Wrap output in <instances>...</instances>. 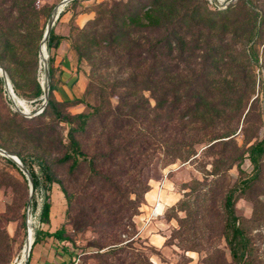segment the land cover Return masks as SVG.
Returning <instances> with one entry per match:
<instances>
[{
    "label": "rangeland",
    "instance_id": "rangeland-1",
    "mask_svg": "<svg viewBox=\"0 0 264 264\" xmlns=\"http://www.w3.org/2000/svg\"><path fill=\"white\" fill-rule=\"evenodd\" d=\"M126 1L69 0L60 5L61 0H0V67L14 103L34 110L41 102L33 96L34 83H46L43 57L51 69L47 84L52 104L46 101L33 116L17 111L0 76V148L23 156L41 180L33 196L36 204L56 185L66 201L59 226L63 238L44 240L46 260L40 264H234L223 226V200L231 190L233 213L247 220L243 225L251 232L253 264H264V238L258 235L262 230L264 234V150L257 155L259 177L244 189L239 184L254 173L249 150L264 137V0H233L224 8L212 0L173 2L172 50L166 54V46L158 41L154 58L132 61H141L142 76L134 89L122 87L128 74L126 59L110 48H99L86 35L88 21L113 2ZM182 9L197 15L177 19ZM81 12L91 17L82 26L75 25L73 18ZM50 15L53 32L68 16L63 26L82 90L71 100L57 102L52 97L58 81L57 68L52 66L57 35L53 33L49 44L42 43ZM103 25L96 27L97 32ZM163 27L159 23L157 30H147L150 41L164 35ZM181 38L186 41L183 53L177 48ZM153 71L154 85L143 82ZM127 92L131 95L125 99L126 125L119 127L121 121L114 120L120 113L112 108ZM130 108L133 111L128 112ZM86 113L90 114L86 119L78 116ZM70 139L78 143L77 152L83 156L73 153ZM108 150L110 155L95 160L90 169L89 158ZM136 150L137 172L120 177L124 187L120 194L112 193L118 203L106 205L110 200L106 177L114 180L111 174L119 170L112 164L135 162ZM65 153L73 157L64 160ZM38 161L47 167L49 184ZM144 184L155 193L161 185L158 214H151L154 203L145 207L142 198L135 214L121 209L117 214L121 219L107 230L102 225L106 211L117 210L119 204L127 207L126 190L131 188L137 197L130 194L135 199L130 205H135ZM28 196L25 177L0 154V264L24 262V244L30 236L25 226Z\"/></svg>",
    "mask_w": 264,
    "mask_h": 264
},
{
    "label": "trees",
    "instance_id": "trees-1",
    "mask_svg": "<svg viewBox=\"0 0 264 264\" xmlns=\"http://www.w3.org/2000/svg\"><path fill=\"white\" fill-rule=\"evenodd\" d=\"M74 1V0H72ZM173 2L181 3L180 5H184V0H128L126 2H113L111 5H109L106 9H104L102 14H97L95 18L88 21L87 27L88 31H86V35L89 36L87 40L93 41L96 44L99 45V48L103 49H111L112 51L119 53L118 56L124 57L127 61L126 67L128 69V74L125 77L126 79L123 81L122 87H125L126 89H134V87L137 85L136 79L140 78L142 75L139 71V62H135V64H132V61H138V58H154L155 56V48L156 45L159 42L162 43V47L166 46V54H169L172 50V41L175 40L173 35L175 34V31L171 30L169 27L172 25L174 19L172 20L174 14L176 13V6H174ZM219 13V12H217ZM107 17V20L104 21L103 15ZM197 14H195L193 11H189L188 9H182L180 10V14H177V19L180 20H191L192 17H195ZM162 21V22H160ZM159 23L164 25L162 28L164 30V35H162L161 38L157 39L154 38L152 41H150V33L149 31H155L158 28H156ZM104 24V25H103ZM150 26H146V25ZM153 24V25H152ZM103 25L99 32H97V26ZM149 30V31H147ZM82 33H85L82 31ZM54 37L52 28L50 29L48 36L46 38V41L49 44V41ZM56 41L54 43V47L58 44L59 36H56ZM102 44V45H101ZM142 44L146 45V49H142ZM186 41L181 38L177 41V48L178 50L183 53L185 51L186 47ZM76 50L79 54V48L75 46ZM118 49L120 51H124L123 53L118 52ZM147 61V59H146ZM50 62V61H49ZM51 69L49 68L48 74L51 75ZM165 74H168V70H165ZM155 72H151L149 77H146L143 82L150 83L151 85H154ZM14 87V85H13ZM149 89V88H147ZM42 93V90L37 82L34 83V91L33 96L38 97ZM131 92L124 93L122 96L118 97V103L119 105L115 108H112L113 111L120 113L119 117L114 120L117 122L118 120L121 121L119 127H123L126 125V122L124 120L125 116L128 115V113L124 112V107L127 106L125 99L129 97ZM48 99L47 104L51 105L52 102L49 99V91H48ZM164 103V101H161ZM159 103V102H158ZM133 111L132 108L129 109L128 112ZM90 114H78V116L81 117V119L88 118ZM124 122V123H123ZM118 123V122H117ZM70 145L73 148L74 154H80L83 156L84 154L81 152H77L78 143L70 139ZM123 146H126L124 144ZM127 147V146H126ZM264 150V137L254 143L249 150L248 159L253 165L254 173L249 178H243L240 181V189L246 188L249 186V183L252 180H255L259 177L261 174V170L259 169L257 165V155L262 153ZM115 154H119V150H115ZM110 151H106L105 154H102L101 157H95L92 156L88 160L89 168L94 169L95 166V160L98 161L99 158H107V155ZM133 153V152H132ZM112 154V151H111ZM114 154V155H115ZM139 152L136 150L134 152V157H136L135 162L129 164H122L121 166H117L116 163H113L112 166L118 167V172H114L117 174L112 173L111 176L113 179L110 180L109 177H106V179L109 181L108 187H106V192L110 195V200L106 202V205L110 204L115 205L117 204L116 198H113L115 194H120V188L124 187L122 185L123 182L120 179V177H123L129 173H135L137 172L139 168ZM16 156L20 159L21 163L27 168L28 172L30 173V176L32 178V198L30 201L31 207L33 210L35 208H38L37 213V220L40 224L46 225L48 224V212H49V201H48V195H42L40 197V203L37 206L36 200L33 198L34 192L39 189L41 185V180L38 178V176L33 172V170L30 168V166L27 164L26 160L23 156H20L19 154H16ZM73 157L72 153H65L63 155V159L67 160L69 158ZM85 157V156H84ZM5 161L11 164L14 167L13 162H11L9 159L5 158ZM75 159L73 158L72 165L75 163ZM38 168L40 170V173L42 174V177L45 182L48 184L51 182V177L48 173L47 167L44 165L43 161H38ZM124 182H129V180H126ZM134 183L133 181L131 182ZM130 183V185H131ZM142 194H141V200H139L135 205L133 204L134 200L133 198H130V194H133L134 198L137 197V193L132 188L129 190H126L127 193V201L126 203L129 204L127 207H123L122 205H118L117 210H107L106 215L107 219L106 222L102 223V225L106 226L107 230L111 229L112 225H116V220H120L121 218H117V214L120 213L121 209L123 211L131 210V215L135 214L137 211V208L139 207L140 203L142 202L143 194L148 190L147 184L143 185ZM233 196H232V190L227 192L224 196L223 200V208H224V239L227 244V248L229 251V255L231 258V262L234 264H253V259L250 257V252L253 250V247L251 245V232L248 231L245 227V223L247 220H239L233 213ZM257 210V208L254 207V211ZM116 215V216H115ZM263 231V230H262ZM262 231H259L258 235L260 238H264V234H262ZM62 229L58 228L54 230L53 232H41L39 230L34 229L33 233V241L31 243V246H33L35 243L40 241L41 239H44V237H52L55 239H62ZM28 259L26 260L25 264H27Z\"/></svg>",
    "mask_w": 264,
    "mask_h": 264
},
{
    "label": "crops",
    "instance_id": "crops-1",
    "mask_svg": "<svg viewBox=\"0 0 264 264\" xmlns=\"http://www.w3.org/2000/svg\"><path fill=\"white\" fill-rule=\"evenodd\" d=\"M67 17L68 16H64L59 20L56 31L53 32L57 36H60L58 44L56 45L52 55V66L56 67L58 72V81L52 88V97L57 102L71 100L74 97H78L82 93L81 86L79 84L80 75L78 74L76 68V57L70 47L69 35L64 31L63 26V21H65ZM90 17V13L81 12L76 14V16L73 18V23L75 25L82 26ZM165 181L166 180H164L163 183H165ZM51 190L52 191L48 196V201L50 204L48 212V224H42L44 227L40 228L41 232L43 233L53 232L54 230L58 229L60 224L64 221L66 209L64 194L61 192L58 185L52 186ZM155 195L156 193L154 192L153 188L147 190L143 194V199L145 202L143 205L147 207V204H149L151 207V205L154 203ZM48 238L52 239V237H44V239H41L34 244L27 264H40L42 261L46 260V256L43 255V249L44 246L47 245L44 240H49ZM53 240L56 239L53 238Z\"/></svg>",
    "mask_w": 264,
    "mask_h": 264
},
{
    "label": "water",
    "instance_id": "water-1",
    "mask_svg": "<svg viewBox=\"0 0 264 264\" xmlns=\"http://www.w3.org/2000/svg\"><path fill=\"white\" fill-rule=\"evenodd\" d=\"M69 0H61L60 5H64L66 2H68ZM233 0H212V2L216 5V6H220L221 8H224L225 5H227L228 3L232 2ZM55 13H58V11H56ZM57 15V14H56ZM53 20H54V16L50 15V17L47 20V23L45 25V29L43 32V36H42V43H44V41L46 40L48 33L52 27L53 24ZM45 63H44V72H45V76H46V83L45 85H42L39 83V86L42 90V93L40 95V97L43 99L44 104L47 101V94H48V69H47V65H46V59H44ZM0 76L3 78V85H4V89L7 91H12L10 83L5 75L4 70L0 67ZM8 98H9V93L7 92ZM0 154L2 156H4L5 158L9 159L11 162H13V164L18 167V169L20 170V172L23 174V176L25 177L26 181H27V185L29 187V196H28V200H31V196L30 193H32V178L30 176V173L28 172L27 168L21 163L20 159L12 153H9L7 151H5L4 149L0 148ZM28 204V203H27ZM30 249V245L28 250ZM28 250L26 253V257L28 256ZM27 260V258H25L23 264H25V261Z\"/></svg>",
    "mask_w": 264,
    "mask_h": 264
},
{
    "label": "built area",
    "instance_id": "built-area-1",
    "mask_svg": "<svg viewBox=\"0 0 264 264\" xmlns=\"http://www.w3.org/2000/svg\"><path fill=\"white\" fill-rule=\"evenodd\" d=\"M40 99H41V102L31 112L28 111V110L25 111L22 106H16L15 105V107H16L17 111L20 112L24 116L37 115V114H39L42 111V109H43V107L45 105L43 99L39 96V100ZM160 187H161V185H160ZM159 188H158V190L156 192L155 202H154V205L152 207L151 214L154 213V212H156V210L158 209V205L160 204L159 203V191H160ZM39 200H41V199L39 198ZM37 206H38V203H37ZM37 213H38V208L37 207L35 208V210H33L32 207H31V204H26V208H25L26 234L28 233L31 236V243L33 241L34 229L36 227H38L39 224H40L38 222V220H37ZM31 243H30V245H31Z\"/></svg>",
    "mask_w": 264,
    "mask_h": 264
},
{
    "label": "bare ground",
    "instance_id": "bare-ground-1",
    "mask_svg": "<svg viewBox=\"0 0 264 264\" xmlns=\"http://www.w3.org/2000/svg\"><path fill=\"white\" fill-rule=\"evenodd\" d=\"M43 49H45V47L43 48ZM41 53L43 54L44 52L42 51V49H41ZM44 59H46L45 57H43V60ZM8 93H9V98H10V100L14 103V100H13V95H14V93H13V91H7ZM17 97V96H16ZM17 102L20 104V105H22V100H20V99H18L17 100ZM15 104V103H14ZM16 105V104H15ZM17 106V105H16ZM26 106V105H25ZM26 111V110H25ZM161 205L159 204L158 205V207H160ZM155 213H157L158 214V210H156V212ZM154 214V213H153ZM30 243H31V236H29V239H28V241H27V237H26V240H25V244H24V246L26 245V248H25V251H24V254H23V258H24V260H25V257H26V253H27V250H28V248H29V245H30Z\"/></svg>",
    "mask_w": 264,
    "mask_h": 264
}]
</instances>
